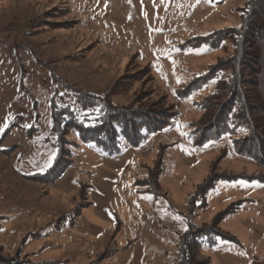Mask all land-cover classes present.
<instances>
[{
  "label": "rangeland",
  "instance_id": "1",
  "mask_svg": "<svg viewBox=\"0 0 264 264\" xmlns=\"http://www.w3.org/2000/svg\"><path fill=\"white\" fill-rule=\"evenodd\" d=\"M247 1L0 0V257L175 264L188 224L209 226L242 200L217 226L232 239L200 252L207 264H264V166L237 155L227 136L201 147L188 139L200 114L194 102L212 92L214 80L177 97L232 53L228 41L218 49L181 45L237 27ZM75 89L110 92L116 105L169 107L176 117L119 155L68 133L70 156L60 164L71 162L51 181L52 106L77 109ZM156 165V186H148ZM215 174L240 177L218 180L190 211L191 195Z\"/></svg>",
  "mask_w": 264,
  "mask_h": 264
},
{
  "label": "trees",
  "instance_id": "2",
  "mask_svg": "<svg viewBox=\"0 0 264 264\" xmlns=\"http://www.w3.org/2000/svg\"><path fill=\"white\" fill-rule=\"evenodd\" d=\"M240 11L237 27L192 37L181 45L182 49L201 46L218 49L228 41L232 45V53L191 79L179 89L177 97L185 98L214 80L212 92L194 102L200 114L189 123L188 139L193 146L201 147L227 136L237 155L264 166V0H248ZM74 93L77 109L52 106L51 131L55 137L51 144L56 155L50 168L51 181L58 178L71 162V159H66L60 164L65 156H70L68 133L76 132L83 143H91L108 155H119L127 148L138 147L150 135L171 125L176 117L169 107L151 109L137 100L127 105H116L110 92L94 94L75 89ZM159 168L156 165L150 170L145 184L156 186ZM239 177L212 175L191 195L188 209L192 211L195 198L213 188L218 180ZM153 187L151 192L155 193ZM242 202L230 203L209 226L193 229L188 224L178 237L180 259L175 264H207V258L200 252L201 247L215 244L217 238L232 239L217 226L224 215L237 210ZM25 263L17 261L16 257H0V264Z\"/></svg>",
  "mask_w": 264,
  "mask_h": 264
}]
</instances>
